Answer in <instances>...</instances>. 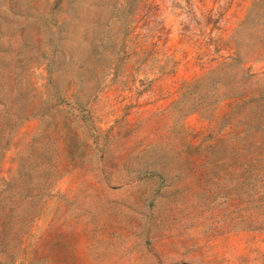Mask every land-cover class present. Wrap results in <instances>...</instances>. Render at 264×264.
Listing matches in <instances>:
<instances>
[{"label":"rangeland","instance_id":"1","mask_svg":"<svg viewBox=\"0 0 264 264\" xmlns=\"http://www.w3.org/2000/svg\"><path fill=\"white\" fill-rule=\"evenodd\" d=\"M0 264H264V0H0Z\"/></svg>","mask_w":264,"mask_h":264}]
</instances>
